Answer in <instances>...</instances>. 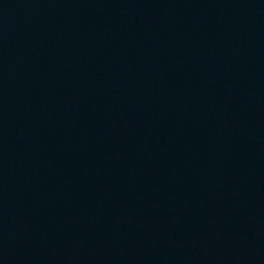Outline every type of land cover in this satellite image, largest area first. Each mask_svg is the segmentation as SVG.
Returning <instances> with one entry per match:
<instances>
[{
	"label": "water",
	"instance_id": "95a60500",
	"mask_svg": "<svg viewBox=\"0 0 264 264\" xmlns=\"http://www.w3.org/2000/svg\"><path fill=\"white\" fill-rule=\"evenodd\" d=\"M0 264H264V0H0Z\"/></svg>",
	"mask_w": 264,
	"mask_h": 264
}]
</instances>
